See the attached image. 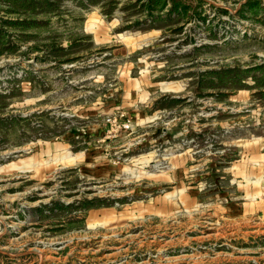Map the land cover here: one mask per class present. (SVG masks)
<instances>
[{"label": "rangeland", "instance_id": "obj_1", "mask_svg": "<svg viewBox=\"0 0 264 264\" xmlns=\"http://www.w3.org/2000/svg\"><path fill=\"white\" fill-rule=\"evenodd\" d=\"M0 264H264V0H0Z\"/></svg>", "mask_w": 264, "mask_h": 264}, {"label": "crops", "instance_id": "obj_2", "mask_svg": "<svg viewBox=\"0 0 264 264\" xmlns=\"http://www.w3.org/2000/svg\"><path fill=\"white\" fill-rule=\"evenodd\" d=\"M139 87H141L139 89V91L143 95H145V94H147L146 93L148 91L147 89L151 88V85H148V84L144 83L142 86H139ZM116 91H118V90H116ZM126 91L127 90L124 88L123 93H121L119 96L117 95L118 97H120V99L122 97V100H123V103L122 104H123V106L124 107H127V108H131L135 104H139L140 103L141 104L142 111L140 112V114L137 115V117H138V119H140V122L141 123H143V124L145 122L149 123L148 120H149L150 116L149 115H145V114H148L152 110V108L155 106L154 103L157 101L156 100L157 99L156 96H154L155 94L154 93H150L148 95V97H146V99L144 101L139 102V101H136L137 98H138V94H137L136 91H133L132 89L130 91H127V92ZM150 91L152 92V90H150ZM134 99H136V100H134ZM143 104H145V106ZM148 107H149V109H147ZM254 188H256V187H254ZM254 188L252 187V189H254ZM248 191H250V190H248ZM256 193L257 192H255V191L253 192V190H251L250 192H248L246 194V199H245L247 201L245 203L241 204L240 205V208L244 209V206L250 205L254 201V197L255 198L256 197L258 198V193L257 194ZM249 196H251V197L249 198ZM257 203H260V202L257 201V199H256V201L252 205L257 204ZM237 210H238V206H236V211ZM238 212H239V214L244 215V212H242L241 210L238 211ZM249 212H251V211H249ZM228 213L229 214H233V213L230 212V210H229Z\"/></svg>", "mask_w": 264, "mask_h": 264}, {"label": "trees", "instance_id": "obj_3", "mask_svg": "<svg viewBox=\"0 0 264 264\" xmlns=\"http://www.w3.org/2000/svg\"><path fill=\"white\" fill-rule=\"evenodd\" d=\"M163 7V6H162ZM186 9V8H185Z\"/></svg>", "mask_w": 264, "mask_h": 264}]
</instances>
